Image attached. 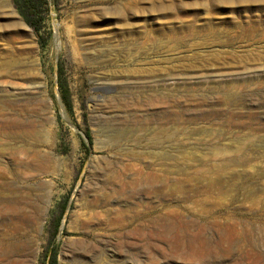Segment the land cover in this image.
<instances>
[{
    "label": "rangeland",
    "instance_id": "obj_1",
    "mask_svg": "<svg viewBox=\"0 0 264 264\" xmlns=\"http://www.w3.org/2000/svg\"><path fill=\"white\" fill-rule=\"evenodd\" d=\"M25 1L0 0V229L14 230L3 244L15 264H47L52 250L55 264H264V153L247 152L252 165L226 171L230 188L208 197L204 180L216 175L204 165L177 168L118 140H151L168 105L191 115V100L151 97L158 80H264V11L243 13L262 19L244 36L202 20L235 17L216 5L264 9V0H34L35 27ZM227 38L231 47L218 42ZM133 80L146 94H128ZM18 93L27 98L13 101ZM18 207L22 215L8 209Z\"/></svg>",
    "mask_w": 264,
    "mask_h": 264
},
{
    "label": "bare ground",
    "instance_id": "obj_2",
    "mask_svg": "<svg viewBox=\"0 0 264 264\" xmlns=\"http://www.w3.org/2000/svg\"><path fill=\"white\" fill-rule=\"evenodd\" d=\"M211 10L214 13H220L223 15H226L228 13L234 14L235 17L229 18L228 16H226L218 19L213 17L205 18L202 19L204 20L205 24H214V25L236 24L235 26L236 34H240V35L243 34V36L244 34H248L253 31L256 32L257 28L255 27V25H251V24H256L262 21V19H256V18L254 19L251 18L250 16L246 17L245 15H243V13L249 12L251 10H255L258 12L264 11V9H257L243 5L228 6V7L227 6L219 7L216 5L214 7H211ZM183 11L188 12L186 9H184ZM203 12L205 13V10ZM213 19H216L218 21ZM246 19H248V22H246ZM243 24L247 26L248 25L251 26L247 28L244 27ZM228 33L229 32H227L226 34ZM221 40H218V42L224 44L227 47L232 46V40L228 38L225 39L224 41ZM257 52L264 53V48L263 50L261 51L259 50ZM223 53L224 52L215 53L214 55L217 57L218 54L222 55ZM206 56H209V54H207ZM198 59H202V57H198ZM263 70L264 69H262L261 71ZM249 72L250 71L239 72L229 75L238 76V75H242L243 73H249ZM252 72H258V71L254 70ZM224 76L225 75L223 74H216L214 76H205V75L190 76V77L182 78L183 80L182 82L177 81L171 83L170 85H168L169 83L168 84L166 83L170 79L166 78V79L158 80L160 81L159 83H153L152 86L155 87L154 89L157 93L154 92L156 96H151V97L156 99H158L157 97L159 98L170 97L174 99L176 102H178V99L180 97H184V101L191 100L193 101V105H194V106L192 105L194 109L191 110V115H186L184 113V110L181 109V107H179V109L174 110L171 108L173 106L168 105V107H166V111L163 113L162 116H160V120L158 119L159 120L158 122L159 124L157 123L158 126L149 129L147 135H145V137L146 136H148L149 138L152 137L151 140H145L143 139L142 136H137L136 134L128 135L123 133L118 135L119 136L118 140L119 141L124 140V137L127 136L128 139L125 141L132 142L133 145L131 144L132 145L131 147H137L138 149L143 150L145 153H149L150 156L152 154L153 155L158 154L159 158L157 160L159 161L170 160L172 162L171 166H175L177 168L178 167L187 168V166H189L192 163L204 165L203 166L204 170L202 169L201 171L203 175L204 174L216 175L215 178L213 176V178L204 180L206 181V184H204V186H206L207 188V190L204 192V195H207L208 197L212 195L211 190L213 188H216L220 194H223L224 192H226L225 189L227 186L228 188H230L229 182L223 179V174H226L227 173L226 171L230 170L233 167L251 166L253 162V157L250 155L251 153L250 151L254 152V150L255 151L259 150V152L264 153V80L260 79L262 76L260 75H253L249 77L238 76V78L229 79V80L224 79L225 78ZM210 77L218 78V79L221 78L223 80H216V79L211 80ZM192 79L195 81L193 83L196 84L194 86L190 85L191 83L190 80ZM212 81L217 83H212ZM137 82L138 81L136 80L129 82L130 87L128 88L130 90H126L128 94H132L133 92L135 93L139 92L136 95L146 94V92H142V91L140 92L135 90L137 86L135 87L133 84H136ZM138 83H140V81ZM24 98L27 97L18 93L14 95L13 101L15 102L20 101L23 100ZM205 99H208L207 103ZM202 100L204 101V104L207 105V109L199 108V106L202 104L201 102ZM185 116H189V117H185ZM133 121L135 123L140 122V120L136 118L133 119ZM139 125L142 126V124ZM131 139L132 141H130ZM144 140L146 142H144ZM131 147L130 148L125 147L126 149H124L125 151H123V153L125 155H128L126 154V151L133 149ZM171 151L175 152L178 155L176 156L170 155L169 152ZM197 151H204L203 153L208 154V156H206V159L204 158L205 159L204 161L201 159V157L198 156ZM247 152L250 153L248 154ZM191 153L194 154L192 155ZM236 153H238L240 156H237ZM231 154H234V156H230ZM202 162L205 163L202 164ZM152 163L153 162H151V164ZM129 166L131 167L130 163L126 167ZM177 171L176 173H178ZM184 180L192 183L197 182L196 178L190 176H187ZM125 183L126 182H124V185ZM13 202L18 204L17 201H13ZM8 209L11 213L15 211L16 215H22V212L21 210H19L20 209L19 207L14 209L13 208L11 209L8 208ZM119 213L116 214L119 215ZM111 225L112 224L110 223V226ZM14 229H19V227L15 226ZM0 230H1L0 258L2 259V257H6L4 262L1 263L15 264V260L9 257L12 251V246L11 245L5 246L3 244L4 240H9L11 238V236L14 233V230L13 232H10L12 230L10 231H6L2 229Z\"/></svg>",
    "mask_w": 264,
    "mask_h": 264
},
{
    "label": "trees",
    "instance_id": "obj_3",
    "mask_svg": "<svg viewBox=\"0 0 264 264\" xmlns=\"http://www.w3.org/2000/svg\"><path fill=\"white\" fill-rule=\"evenodd\" d=\"M23 6L24 7L22 8L21 11L25 17L27 24L32 26V27H35L36 24L38 23V21L35 19L37 9H38L37 4L35 3L34 0H26L25 2H23ZM58 87H59L61 98L63 99L66 106L69 108V100H68L67 90H66L64 84L59 82ZM61 216H62V210L59 213V215L53 220L51 238L54 237V235L57 231ZM44 256H45V254H44ZM47 264H55V251L54 250L49 252V255L47 258Z\"/></svg>",
    "mask_w": 264,
    "mask_h": 264
},
{
    "label": "water",
    "instance_id": "obj_4",
    "mask_svg": "<svg viewBox=\"0 0 264 264\" xmlns=\"http://www.w3.org/2000/svg\"><path fill=\"white\" fill-rule=\"evenodd\" d=\"M62 221H63V219L61 218V219H60V223H61Z\"/></svg>",
    "mask_w": 264,
    "mask_h": 264
}]
</instances>
